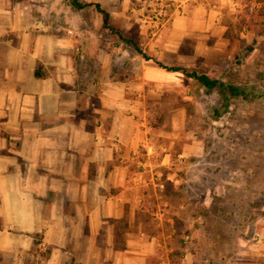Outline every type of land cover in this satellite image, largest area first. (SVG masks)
Wrapping results in <instances>:
<instances>
[{
    "label": "crops",
    "instance_id": "0c3cea01",
    "mask_svg": "<svg viewBox=\"0 0 264 264\" xmlns=\"http://www.w3.org/2000/svg\"><path fill=\"white\" fill-rule=\"evenodd\" d=\"M83 1L100 3L110 24L126 33L143 0ZM159 1L168 15L157 34L149 38L139 25V46L153 59L135 56L119 80L114 55L88 46L107 29L94 6L0 0V264H24L22 257L38 250L47 253L43 264H213L201 241L220 234L203 215L180 230L179 210L190 202L175 206L157 186L162 172L200 148L192 141L175 150L182 138L168 131L167 119L149 128L141 97L147 86L167 90L185 78L154 59L171 65L167 57L202 55L205 45L225 41L229 26L210 0ZM148 188L155 211L148 209ZM39 233L44 243L37 249ZM255 234L264 239V230ZM261 241L252 246L251 264L264 260ZM242 254L229 263H248Z\"/></svg>",
    "mask_w": 264,
    "mask_h": 264
},
{
    "label": "rangeland",
    "instance_id": "374dc122",
    "mask_svg": "<svg viewBox=\"0 0 264 264\" xmlns=\"http://www.w3.org/2000/svg\"><path fill=\"white\" fill-rule=\"evenodd\" d=\"M151 1L143 0L136 6L139 9L126 33L119 30L138 44L139 25L148 27L149 38L159 31L148 22L153 16ZM210 1L212 6L221 8L220 17L229 26L225 41L210 42L202 55H184L182 61L167 57L166 63L207 73L245 89L248 96L225 99L218 89L207 90L196 80L185 77L167 90L147 86L141 100L145 103L149 128L164 117L168 120V131L182 138L174 145L175 150L181 152L184 144L192 141L200 148L198 156H187L172 170L162 172L166 185L158 193L171 199L175 206L179 200L190 202L179 210L176 226L183 231L185 221L192 215H203L204 225L220 234L218 238L202 237L201 241L205 253L212 255L213 264H230L239 251H243L246 264H251L255 258L252 246L258 247L264 240L255 234L264 230V0ZM59 3L70 6L71 0ZM84 13L87 19L91 18L89 9ZM88 46L92 50L100 47L114 55L119 78L133 68L132 59L141 55L132 43H126L109 29H98V40ZM185 47L191 50L192 45ZM144 53L151 57L148 51ZM176 179L179 182L174 187ZM155 195L151 188L145 191L150 211L158 209ZM205 199L209 207L203 204ZM144 222L155 228L147 216ZM42 235H35L37 249L39 245L43 247ZM46 254L38 250L35 257L22 258L24 264H43ZM259 259L256 261L262 264L264 260Z\"/></svg>",
    "mask_w": 264,
    "mask_h": 264
},
{
    "label": "trees",
    "instance_id": "16d2710c",
    "mask_svg": "<svg viewBox=\"0 0 264 264\" xmlns=\"http://www.w3.org/2000/svg\"><path fill=\"white\" fill-rule=\"evenodd\" d=\"M71 5L77 9H81L87 6H94L101 14L104 16V27L109 29L112 33H117L120 38L125 41L126 43H132L135 47V49L147 60L153 59L149 55H146L142 48L139 46V44L132 40L128 39L126 36H124L119 30H117L115 27H113L110 24V14L109 12L102 7L100 3H86L83 0H71ZM252 50V47L249 46L247 48V51L250 52ZM155 62H157L162 68L167 69L168 71H178L182 72L185 77L194 79L197 82H199L203 87H205L207 90H213L218 89L220 93L224 96L225 99L229 97L234 96H248V93L245 89L240 88L238 86H234L232 84H227L225 81L214 78L210 76L207 73L199 72L197 70H191L186 67H180V66H170L166 65L160 61H157L154 59ZM36 75L42 76V73L40 72V65L36 69ZM124 77H120L119 80H123ZM227 104V103H226ZM164 117H161L159 120V123H154L152 125L153 128H160L163 126Z\"/></svg>",
    "mask_w": 264,
    "mask_h": 264
},
{
    "label": "built area",
    "instance_id": "2783aa9c",
    "mask_svg": "<svg viewBox=\"0 0 264 264\" xmlns=\"http://www.w3.org/2000/svg\"><path fill=\"white\" fill-rule=\"evenodd\" d=\"M151 2H154L152 11H153V16L150 19V22L152 23L154 28H159L162 24V22L165 20V17H167L168 12H167V6L164 3H161L159 0H152ZM160 189L165 188L164 183H159L157 185Z\"/></svg>",
    "mask_w": 264,
    "mask_h": 264
}]
</instances>
